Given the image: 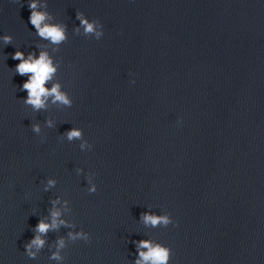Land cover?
I'll return each mask as SVG.
<instances>
[{
    "label": "water",
    "instance_id": "95a60500",
    "mask_svg": "<svg viewBox=\"0 0 264 264\" xmlns=\"http://www.w3.org/2000/svg\"><path fill=\"white\" fill-rule=\"evenodd\" d=\"M30 2L0 0V264H136L142 240L168 264H264V0H36L59 45ZM17 51L48 53L71 107L24 104ZM54 210L65 224L38 233Z\"/></svg>",
    "mask_w": 264,
    "mask_h": 264
},
{
    "label": "clouds",
    "instance_id": "9594fccd",
    "mask_svg": "<svg viewBox=\"0 0 264 264\" xmlns=\"http://www.w3.org/2000/svg\"><path fill=\"white\" fill-rule=\"evenodd\" d=\"M29 9L31 10L30 23L36 29L38 35L48 40L50 43L59 45L60 43L67 40L66 35V25L62 24H49L46 21L50 18L47 13L37 11L36 0H31L28 4ZM76 19L80 22V26L83 28L85 35L94 36L95 39L99 40L103 35V25L98 19H93L89 22V18H86L83 12H78L76 14ZM79 34V29L75 30ZM4 43L8 44L11 42L10 36L3 37ZM15 60H19L20 63L16 65L15 72L21 76L26 74H31L28 76V79L23 83L22 90L27 92V99L24 100V104L32 107L34 111H39L45 109L47 106L48 98L51 97L53 104H61L71 107L73 100L63 91H61V86L59 83L53 84L51 88L45 87L46 83L51 81L56 72V67L53 65L52 59L49 57L48 53L41 51L38 58L35 57L34 53H29L27 59H25L24 53L21 51L15 52L12 57ZM132 83H135L133 80ZM48 127H53V121H47ZM31 129L34 133L39 134L41 129L39 124H33ZM83 129L73 128L71 131L67 132L68 140L81 139ZM87 143V141L85 142ZM85 143L80 145L81 148L85 147ZM89 148H92V144H88ZM55 183L53 180L48 181V185L51 186ZM91 193L97 191V185H92L89 190ZM58 203V201H54ZM61 213L58 210L51 212V223H45L40 221L36 227V231L41 234H46L50 229H55L59 224H65V221L59 220L58 218ZM142 220L146 225L158 226L165 225L167 226L172 221L167 215H154L149 213H142ZM70 237L75 240L78 238H83L85 241L89 240V236L86 233H69ZM35 246L37 249L44 245V240L41 239L40 235H37L32 239L31 243L26 245L27 249H31L32 246ZM59 246H64V241H59ZM139 249H147V251L139 252V259H137L136 264H168L170 250L160 244H155L149 240H142L138 244ZM30 255H35L34 253L29 252ZM54 259H59L58 255L53 256Z\"/></svg>",
    "mask_w": 264,
    "mask_h": 264
}]
</instances>
